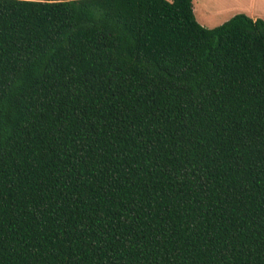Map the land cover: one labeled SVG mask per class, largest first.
<instances>
[{"label": "trees", "instance_id": "obj_1", "mask_svg": "<svg viewBox=\"0 0 264 264\" xmlns=\"http://www.w3.org/2000/svg\"><path fill=\"white\" fill-rule=\"evenodd\" d=\"M0 264H264V19L0 0Z\"/></svg>", "mask_w": 264, "mask_h": 264}, {"label": "crops", "instance_id": "obj_2", "mask_svg": "<svg viewBox=\"0 0 264 264\" xmlns=\"http://www.w3.org/2000/svg\"><path fill=\"white\" fill-rule=\"evenodd\" d=\"M193 6L199 24L209 29L242 13L253 19H264V0H193Z\"/></svg>", "mask_w": 264, "mask_h": 264}, {"label": "rangeland", "instance_id": "obj_3", "mask_svg": "<svg viewBox=\"0 0 264 264\" xmlns=\"http://www.w3.org/2000/svg\"><path fill=\"white\" fill-rule=\"evenodd\" d=\"M226 14H228V15H229L230 13H227V12H226Z\"/></svg>", "mask_w": 264, "mask_h": 264}]
</instances>
